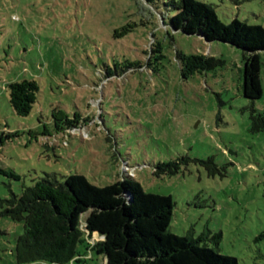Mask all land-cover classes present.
Segmentation results:
<instances>
[{"label":"rangeland","instance_id":"obj_1","mask_svg":"<svg viewBox=\"0 0 264 264\" xmlns=\"http://www.w3.org/2000/svg\"><path fill=\"white\" fill-rule=\"evenodd\" d=\"M168 1L0 0V134H16L0 140V168L20 176L0 174V264H24L16 251L24 223L3 214L2 201L46 174H79L98 187L131 175L147 193L173 198L171 232L221 233L222 254L264 264V132L252 131L253 110L264 113V52L263 97L252 101L244 51L165 26L175 13ZM199 1L225 24L264 28V0ZM178 53L224 64L186 79ZM23 80L40 86L27 117L10 103L9 85ZM184 157L213 158L221 172L192 162L155 175Z\"/></svg>","mask_w":264,"mask_h":264},{"label":"trees","instance_id":"obj_2","mask_svg":"<svg viewBox=\"0 0 264 264\" xmlns=\"http://www.w3.org/2000/svg\"><path fill=\"white\" fill-rule=\"evenodd\" d=\"M146 1L150 5L159 2ZM164 5L175 12L168 24L164 20V25L173 31L243 50L244 96L252 101L263 97V27L238 19L225 24L212 6L199 0H169ZM157 46L160 48L159 44ZM153 52L161 53V48ZM162 58V54L157 56L158 60ZM178 59L186 79L224 64L222 59L205 54L178 53ZM134 66L128 64V68ZM9 90L14 111L21 117L29 116L37 102L39 83L36 80L14 82ZM61 128L58 126V130ZM252 131L264 132V113L255 109ZM3 135L0 134L1 141L16 136ZM192 162L204 166L210 175L221 172L213 158L184 157L160 163L155 175H177L183 165ZM0 174L20 179L1 168ZM2 204L5 216L24 223V233L19 236L16 247L19 263L91 264L98 255L103 257L104 264H239L237 258L220 252L221 233L213 236L205 231L196 237L193 231L184 235L171 232L173 198L147 193L141 183L128 174L124 180L106 187H98L79 174L67 176L63 181L57 174H46L32 186H24L20 195L12 193ZM80 246L85 247L84 252Z\"/></svg>","mask_w":264,"mask_h":264},{"label":"built area","instance_id":"obj_3","mask_svg":"<svg viewBox=\"0 0 264 264\" xmlns=\"http://www.w3.org/2000/svg\"><path fill=\"white\" fill-rule=\"evenodd\" d=\"M131 176V175H130Z\"/></svg>","mask_w":264,"mask_h":264}]
</instances>
